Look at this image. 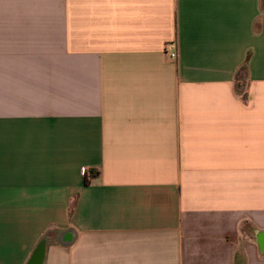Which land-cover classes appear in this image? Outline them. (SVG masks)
I'll return each mask as SVG.
<instances>
[{"label": "crops", "instance_id": "1", "mask_svg": "<svg viewBox=\"0 0 264 264\" xmlns=\"http://www.w3.org/2000/svg\"><path fill=\"white\" fill-rule=\"evenodd\" d=\"M38 250L264 264V0H0V264Z\"/></svg>", "mask_w": 264, "mask_h": 264}, {"label": "trees", "instance_id": "2", "mask_svg": "<svg viewBox=\"0 0 264 264\" xmlns=\"http://www.w3.org/2000/svg\"><path fill=\"white\" fill-rule=\"evenodd\" d=\"M248 56L245 58L244 62L241 64L240 68H242L243 70L246 69V64H247V60H248ZM89 173V174H88ZM97 173L96 171H88V172H85V184L88 183L89 179L92 178V177H95L97 176Z\"/></svg>", "mask_w": 264, "mask_h": 264}, {"label": "built area", "instance_id": "3", "mask_svg": "<svg viewBox=\"0 0 264 264\" xmlns=\"http://www.w3.org/2000/svg\"><path fill=\"white\" fill-rule=\"evenodd\" d=\"M168 47L170 48L169 57L171 59H176L177 58V50H176V43H175V41H173L172 43H170L168 45Z\"/></svg>", "mask_w": 264, "mask_h": 264}, {"label": "water", "instance_id": "4", "mask_svg": "<svg viewBox=\"0 0 264 264\" xmlns=\"http://www.w3.org/2000/svg\"><path fill=\"white\" fill-rule=\"evenodd\" d=\"M27 264H40V251L38 250L32 256V258L28 261Z\"/></svg>", "mask_w": 264, "mask_h": 264}, {"label": "rangeland", "instance_id": "5", "mask_svg": "<svg viewBox=\"0 0 264 264\" xmlns=\"http://www.w3.org/2000/svg\"><path fill=\"white\" fill-rule=\"evenodd\" d=\"M237 81L239 80V83L240 82H243L244 81V73H243V69L240 68L239 71L237 72Z\"/></svg>", "mask_w": 264, "mask_h": 264}]
</instances>
